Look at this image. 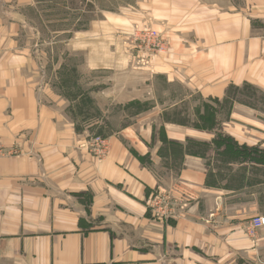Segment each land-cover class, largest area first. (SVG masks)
I'll return each mask as SVG.
<instances>
[{
  "label": "crops",
  "instance_id": "1",
  "mask_svg": "<svg viewBox=\"0 0 264 264\" xmlns=\"http://www.w3.org/2000/svg\"><path fill=\"white\" fill-rule=\"evenodd\" d=\"M119 1H87L98 18L44 42L36 0H0V264H264V228L245 231L264 217L250 0ZM136 23L168 44L149 69L114 36Z\"/></svg>",
  "mask_w": 264,
  "mask_h": 264
},
{
  "label": "rangeland",
  "instance_id": "2",
  "mask_svg": "<svg viewBox=\"0 0 264 264\" xmlns=\"http://www.w3.org/2000/svg\"><path fill=\"white\" fill-rule=\"evenodd\" d=\"M38 5L39 16L30 15V20L36 23V28L40 32L41 39L47 41L50 38H54V36H50V31L57 32H68L75 33L83 30L87 26L82 25V20L85 22L87 19H96L97 16L92 14V11H86L84 9V5L87 1L95 4H99L102 7H108L109 5L121 4L122 2L119 0H36ZM257 0H250V26H251V36H258L264 33V9L258 8ZM84 9V12H83ZM238 10V9H237ZM236 10V11H237ZM240 12V10H238ZM83 12V13H82ZM42 21L43 25H39L38 22ZM52 22V23H51ZM152 29L151 27H147L146 25L141 24H132L128 27H123L115 33V37L118 40V43L122 46L124 53L127 56L126 64L129 67L134 69H149L151 67V62L154 58L158 56L165 55L168 52V44L159 33V38L161 40V44L165 46V52L159 53L157 55H153L149 52L147 42L144 41L142 34H140L139 30ZM153 30H159V28L154 27ZM57 39H61L67 37V34H58ZM59 40V45L57 46L58 51H63L67 49L65 43ZM80 58H77L80 61ZM69 67H71V61L68 63ZM80 65V64H78ZM80 70L78 74H74V81L81 82L85 87H92L94 85L93 82H97L99 80V76L97 74H84L81 71V65L78 66ZM101 77V76H100ZM105 79H113V76H104ZM103 77V78H104ZM102 79V78H101ZM120 80H125L126 78L121 76ZM223 144L227 146L232 145V142L227 140H222Z\"/></svg>",
  "mask_w": 264,
  "mask_h": 264
},
{
  "label": "built area",
  "instance_id": "3",
  "mask_svg": "<svg viewBox=\"0 0 264 264\" xmlns=\"http://www.w3.org/2000/svg\"><path fill=\"white\" fill-rule=\"evenodd\" d=\"M140 34H142L144 41L147 42L148 50L151 54L157 55L159 53H164L165 46L161 44V40L159 38V33L153 29L139 30ZM93 143L96 146L104 147L103 140L100 138H94ZM4 154L0 151V155ZM151 210L154 213L155 217L162 218L163 220L169 218L171 215L169 211V205L166 198L162 196H156L153 199ZM264 228V217L262 216H254L251 218L249 225L246 228V234L251 239L254 240L257 232Z\"/></svg>",
  "mask_w": 264,
  "mask_h": 264
},
{
  "label": "trees",
  "instance_id": "4",
  "mask_svg": "<svg viewBox=\"0 0 264 264\" xmlns=\"http://www.w3.org/2000/svg\"><path fill=\"white\" fill-rule=\"evenodd\" d=\"M231 142V141H230Z\"/></svg>",
  "mask_w": 264,
  "mask_h": 264
}]
</instances>
